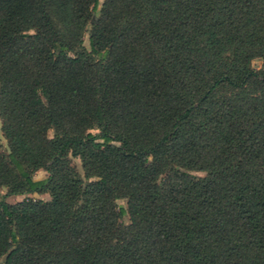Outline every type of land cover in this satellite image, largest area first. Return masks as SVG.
Wrapping results in <instances>:
<instances>
[{
  "label": "trees",
  "instance_id": "16d2710c",
  "mask_svg": "<svg viewBox=\"0 0 264 264\" xmlns=\"http://www.w3.org/2000/svg\"><path fill=\"white\" fill-rule=\"evenodd\" d=\"M1 187L0 264H264V0H0Z\"/></svg>",
  "mask_w": 264,
  "mask_h": 264
},
{
  "label": "rangeland",
  "instance_id": "374dc122",
  "mask_svg": "<svg viewBox=\"0 0 264 264\" xmlns=\"http://www.w3.org/2000/svg\"><path fill=\"white\" fill-rule=\"evenodd\" d=\"M102 1L103 0H99V6L102 3ZM83 44H84L85 47L88 48V34H87V32L84 33ZM52 135H53L52 130H49L48 131V136L51 137ZM1 142L4 144V140L3 139H1ZM73 163H74L76 169L80 173H82L79 159L73 158ZM194 174L197 175V176L203 175V173H200V172H194ZM46 175H47V173L43 169H39V170L35 171L34 174H33L35 179L43 178ZM5 191H6L5 188H2V187L0 188V194L1 195L4 194ZM25 196H30V197H33V198H36V199H42V200H48L49 199V194L48 193H33V194H29V195H10V196H6L5 197V201L8 202V203H14L16 201L22 200ZM116 203L118 205H122V206L126 205V202H125L124 199H118V200H116ZM122 221H123V223H128V217L124 216L122 218Z\"/></svg>",
  "mask_w": 264,
  "mask_h": 264
}]
</instances>
